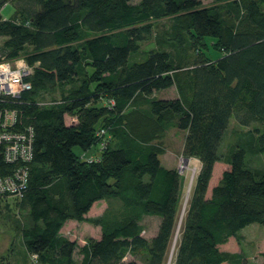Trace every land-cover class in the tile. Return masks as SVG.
Returning a JSON list of instances; mask_svg holds the SVG:
<instances>
[{"label":"trees","instance_id":"obj_1","mask_svg":"<svg viewBox=\"0 0 264 264\" xmlns=\"http://www.w3.org/2000/svg\"><path fill=\"white\" fill-rule=\"evenodd\" d=\"M211 1L20 0L0 21L5 57L23 54L32 66L31 88L18 99L1 97L0 108H17L34 130L27 188L15 202L24 210L18 232L34 263L167 264L170 252L169 264L245 263L237 232L264 224V170L246 165L244 148L228 157L218 148L234 117L259 125L248 151L264 153V0ZM169 16V41L206 47L209 39L220 56L186 54L179 62L156 46L130 62L153 22ZM76 81L59 100L40 99L49 87ZM170 87L175 97L152 95ZM99 89L114 100L113 114L90 100L102 97ZM68 113L77 122L67 124ZM99 122L113 142L107 136L100 159L87 162L81 155L97 145ZM172 126L184 132L183 154L200 162L173 247L182 184L177 169L161 163L157 142ZM112 198L127 215L103 221L100 237L78 247L74 259L75 241L59 233L64 222L101 215ZM145 215L159 218L150 238L141 234ZM257 254L264 257V245Z\"/></svg>","mask_w":264,"mask_h":264},{"label":"rangeland","instance_id":"obj_2","mask_svg":"<svg viewBox=\"0 0 264 264\" xmlns=\"http://www.w3.org/2000/svg\"><path fill=\"white\" fill-rule=\"evenodd\" d=\"M19 1L20 0H4L2 2L0 13L3 19L11 17L15 14V6H17ZM21 2H23V0H21ZM202 3L205 5H210L213 2L211 0H202ZM222 5H224V2L215 4V6ZM221 9L223 10V8ZM225 15H227L229 18H232L231 13L225 12ZM173 20V16L155 20L153 22L151 35L147 39L139 42V50L130 54L129 61L132 62L142 59L143 57H145L146 51L151 48H155L156 46L163 47L169 50L171 52V55L174 57V60H177L179 62H183L184 56L186 54H190L189 56H191L192 54V56L199 57L202 56V53H204L206 55H209L213 59L220 56V51L213 48V46L209 42V39H207L208 41H206V47L202 43L199 44L198 42H196V40H191L188 38L185 39V43H181L180 45H176L174 42L169 41L170 39H168V32H171L170 29L174 22ZM4 38L5 37L0 34V60L9 59L5 57V49L2 46ZM183 44H185V46ZM185 48H187L189 52L188 50L186 51ZM30 50L31 47L27 46L26 51L30 52ZM20 56L26 58V55L22 54ZM79 84V81H76V83L67 84L63 87H49L47 91L40 95V99L42 101L49 100V102L59 100L62 94L66 95L69 89L74 88V86H79ZM99 91V94L102 95V97L100 99L97 98L96 100L92 96L90 100L99 106H103V110L106 111L108 115L113 114L114 110L111 108V106L113 105L110 104V93L100 89ZM94 92H96V90L91 93L93 94ZM173 92L174 87L162 92L157 91L154 96L158 94H166L168 96ZM64 120L67 124L71 123L72 121L77 122V115L68 113L65 115ZM102 123L103 122L98 123V130L101 129ZM256 127H259L257 123H251L248 126L240 125L235 121L234 117H230L228 126L219 144L218 152L220 153V155L222 157H228L233 149L240 147L244 148L246 150V165L258 170H264V153H251L248 151V148L250 146H254L256 143L257 134L254 130ZM106 137L108 139L110 138V142H113L111 133L110 135L105 134L103 138L106 139ZM183 139L184 132L178 129L176 126H172L165 133H163L160 140L157 139V142L159 144L161 142L163 148L165 147L166 149L164 155H161V163L163 165H168V163L166 162L167 158H165L166 156H169L170 159L175 160L176 169L179 168V165L183 162V159H187V166L185 168H181L179 173L182 184L180 193V213L172 247L174 246L176 234L179 230L180 222L185 212L184 209V212L182 214L183 202L187 191V186L190 182L192 172L194 171L195 175L192 181L193 184L200 167V162L197 157L185 156L183 154ZM98 140H100V138H98ZM74 151L76 153H80V149L78 147H75ZM100 152L101 149L98 148L97 143V145H93L91 148H89L85 152V155H100ZM108 204V209L103 214L89 216L82 220H75L72 222L73 225L70 228L63 227L62 235L70 238L71 240H74L76 243L77 248L74 252V259L77 260L80 257L78 247L83 245L89 238H94L101 233L100 224L103 221H113L117 219L119 220L123 219V217L127 215V211L122 208L121 203L118 199L112 198L109 200ZM23 214L24 210H21V212L17 211L14 199H8L7 202H0V264H14L13 262L15 260H18V264H20V261H27L26 257L24 258L25 252L23 249V242L21 236L19 235L17 224L20 223V220L23 219ZM158 223L159 218L156 216H142L139 220V224L142 227L141 234L146 238H150L156 232ZM237 235L239 237V243L242 253L245 257L244 264H264V257L257 254V249L264 245V224H248L245 227L241 228L237 232ZM124 258L126 260L131 259L130 255L128 254ZM170 258L171 252L167 264H169ZM136 260L138 264H144L141 260ZM24 264L36 263H34L32 259H29V261Z\"/></svg>","mask_w":264,"mask_h":264},{"label":"built area","instance_id":"obj_3","mask_svg":"<svg viewBox=\"0 0 264 264\" xmlns=\"http://www.w3.org/2000/svg\"><path fill=\"white\" fill-rule=\"evenodd\" d=\"M1 7V6H0ZM1 10V8H0ZM4 20L0 13V21ZM23 60L26 67L18 68L17 62ZM0 65L8 66V71H0V80L8 77L0 87V98L18 99L21 92L29 90L31 84L26 77L32 72V66L25 58L2 59ZM19 72V80L14 82L13 73ZM30 86V87H29ZM110 104L114 100L110 99ZM106 129L101 127L96 132L98 148L104 149L107 140L104 139ZM34 130L31 125L24 124L21 112L15 107L0 108V202H7L8 199L19 201L26 191L28 183L29 163L33 158ZM87 162L100 159V155H81ZM182 166L177 168L180 173ZM31 259L36 262L37 257L31 254Z\"/></svg>","mask_w":264,"mask_h":264},{"label":"crops","instance_id":"obj_4","mask_svg":"<svg viewBox=\"0 0 264 264\" xmlns=\"http://www.w3.org/2000/svg\"><path fill=\"white\" fill-rule=\"evenodd\" d=\"M171 88H173V87H170V88H167V89H171ZM167 89H161V90H158V92H162V91H165V90H167ZM155 93H157V91H154L153 93H152V95L154 96V94ZM176 96V91H175V89H174V92L171 94V95H166V94H158V95H156V97H158V98H168V97H175ZM168 130V129H167ZM166 130V131H167ZM165 131V132H166ZM164 132V133H165ZM165 147L163 148V152L160 154V156H159V158H160V161H162V156L161 155H164V153H165ZM165 158H167V160H166V162L168 163V165H164L165 167H168V168H176L175 167V160L174 159H170V157L168 156H166ZM171 160H173V161H171ZM165 161V160H164ZM73 221H75V219H68V220H66L65 222H64V224H63V226L61 227V229H60V231H59V233L62 235V229H63V227H68V228H70L73 224H72V222ZM101 234V233H100ZM100 234L99 235H97V236H95L94 238H99L100 237ZM64 236V235H63ZM66 237V236H65ZM13 238V237H12ZM68 238V237H67ZM70 239V238H69ZM12 243V242H11ZM23 249H24V252H25V256H24V258L26 257V259H27V261H29V259H31V256H30V253L25 249V247L23 246ZM81 257V256H80ZM79 257V258H80ZM26 261V262H27ZM25 261H20V264H24V263H26ZM14 264H18V260H15L14 262H13Z\"/></svg>","mask_w":264,"mask_h":264},{"label":"clouds","instance_id":"obj_5","mask_svg":"<svg viewBox=\"0 0 264 264\" xmlns=\"http://www.w3.org/2000/svg\"><path fill=\"white\" fill-rule=\"evenodd\" d=\"M17 67L18 68H24V67H26V65L24 64V61L23 60H20V61L17 62ZM0 71L7 72L8 71V66H6V65H0ZM12 75H13V78H14V82H17L19 80V78H20L19 77V72L13 73ZM7 80H8V77L7 76H5L4 79L0 80V87H2V85L5 82H7Z\"/></svg>","mask_w":264,"mask_h":264},{"label":"bare ground","instance_id":"obj_6","mask_svg":"<svg viewBox=\"0 0 264 264\" xmlns=\"http://www.w3.org/2000/svg\"><path fill=\"white\" fill-rule=\"evenodd\" d=\"M182 166V168H185L187 166V163L186 161L183 159V162L180 164ZM194 175H195V172L193 171L192 172V175H191V179H190V182L187 186V191H186V194H185V198H184V202H183V209H182V214L184 212V209H185V206H186V203H187V200H188V196H189V193H190V189H191V186H192V181H193V178H194ZM182 217V216H181Z\"/></svg>","mask_w":264,"mask_h":264},{"label":"water","instance_id":"obj_7","mask_svg":"<svg viewBox=\"0 0 264 264\" xmlns=\"http://www.w3.org/2000/svg\"><path fill=\"white\" fill-rule=\"evenodd\" d=\"M184 160H185V161H187V159H186V158H185Z\"/></svg>","mask_w":264,"mask_h":264}]
</instances>
